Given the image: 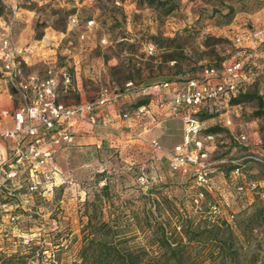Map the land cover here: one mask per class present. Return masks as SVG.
<instances>
[{
	"label": "rangeland",
	"instance_id": "rangeland-1",
	"mask_svg": "<svg viewBox=\"0 0 264 264\" xmlns=\"http://www.w3.org/2000/svg\"><path fill=\"white\" fill-rule=\"evenodd\" d=\"M172 3L166 13L169 5L140 0H0V28L10 24L17 45L35 44L46 31L60 37L51 44L36 43L33 51L19 57L21 78L32 73L45 78L52 69L63 104L89 101L103 89L115 96L99 109L102 126L85 121L73 129L71 144L54 148L48 164L29 171L24 161L16 165L13 178H3L0 264H39L40 248L56 243L61 248L54 257L45 252L47 258L69 264L86 227L85 202L92 199L102 200L96 214L112 219L119 240L134 252L146 248L149 257L154 255L155 239L147 236L164 229L169 242L185 244L197 264H264V164L249 161L233 173L225 163L243 162L253 152L264 159V41L258 33L264 27V0ZM229 7L231 14L226 15ZM152 36L174 41L149 54L145 45ZM242 48L249 55L250 73L241 90L256 93L261 104L256 99L238 104L220 99L206 106L214 116L203 120V129L224 130L215 140H203L205 156L200 161L207 183L200 185L192 170L198 166L189 164L186 174L173 172L166 153L145 141L154 138L171 148L181 137L180 121L167 117L169 130L156 123L144 131L145 118L119 116L132 114L135 102L145 96L137 93L139 86L162 76L199 74L208 65L239 58ZM167 52H174L176 61L162 60ZM63 71L70 75L68 83L62 81ZM129 80L132 85L126 86ZM158 98L166 101L168 95ZM12 100L19 103L16 95ZM4 107L0 102V111ZM121 121L128 124L122 132L115 127ZM10 153V159L0 163L3 176L11 170ZM105 184L107 195L101 191ZM215 203L220 213L214 217L210 206Z\"/></svg>",
	"mask_w": 264,
	"mask_h": 264
},
{
	"label": "built area",
	"instance_id": "built-area-1",
	"mask_svg": "<svg viewBox=\"0 0 264 264\" xmlns=\"http://www.w3.org/2000/svg\"><path fill=\"white\" fill-rule=\"evenodd\" d=\"M258 33L264 39V27ZM236 41L239 42L240 38L237 37ZM35 48L36 43L17 45L10 35V24H4L0 28V86L3 83L6 93L19 97V104L12 112L8 109L0 111L1 116L11 115L13 119L11 128L0 129V138L15 143L13 163L9 165L11 170L3 172L4 176L0 174V187L4 177L13 178L16 175V165L27 161L31 167L44 166L53 159L55 147L71 144L74 140L73 121L84 119L93 126H102L105 119H100L99 109L115 97L111 91L103 89L94 101L81 106H67L61 103L56 88L57 76L52 73V69L48 70V76L45 78H38L35 74L21 78L18 59ZM145 50L149 54L155 51L152 44H146ZM237 54L240 55L239 58H232L229 62L223 61L219 67L204 68L196 78L187 81L154 82L139 88L137 93L145 95L148 102L134 109L132 114L123 112L119 116L123 120L131 119L133 114L141 119L145 118L142 126L144 131H148L159 122L158 110L164 109L166 103L168 114L179 118L183 128L182 143L165 152L169 168L186 174L189 164L198 166L195 178L200 185L207 183L206 173L201 170L204 165L200 161V158L205 156L201 151L203 140H214V135L200 137L203 121L198 119L197 113L210 103L229 99L242 91V85L248 76L245 64L249 55L244 48L238 50ZM61 76L64 83L69 82L68 73L63 71ZM125 85L131 86L132 82ZM161 94H167L168 100L159 99ZM128 133L136 138L140 137V134L134 131ZM25 139L28 142L26 145ZM45 142L49 145L45 146ZM146 142L154 150H162L156 139L150 138ZM191 147L196 151L190 150ZM244 159L246 162L256 161L264 164V159L254 153L247 154ZM229 162L236 166L231 171L233 173H238L246 163L239 162V159H231ZM1 171L3 170L0 167V173ZM210 212L214 217L219 215V206L212 204Z\"/></svg>",
	"mask_w": 264,
	"mask_h": 264
},
{
	"label": "trees",
	"instance_id": "trees-1",
	"mask_svg": "<svg viewBox=\"0 0 264 264\" xmlns=\"http://www.w3.org/2000/svg\"><path fill=\"white\" fill-rule=\"evenodd\" d=\"M141 2H147L149 5H154L156 7H169L166 9V13H169L173 8V0H140ZM232 8L229 7L226 15L231 14ZM229 20H227L228 22ZM152 40H149L146 44H152L154 47V52L160 49L164 43H171L174 41V38H158L156 36L151 37ZM260 41H264V39H260ZM162 60L164 61H176L177 55L174 52H167L161 54ZM221 62L218 65H208L206 67L214 66L219 67ZM205 67V68H206ZM245 69L247 75L250 73V68H248L245 64ZM202 71V70H201ZM200 71V72H201ZM198 74H192L190 76H177V77H164L155 82H173V81H187L192 78H196ZM128 82H131L130 80ZM154 82L145 83L141 87H146ZM138 88V89H139ZM134 87H130L128 90H134ZM137 89V90H138ZM124 92V90H122ZM252 99H256V101L261 104V98L254 92H239L236 96L229 98L230 104H238L244 101H250ZM148 102L147 97L143 96L139 98L135 104L134 108L136 109L142 104H146ZM207 107H204L197 113V117L199 120L203 121L207 117L214 116V112H206ZM205 109V110H204ZM224 130L220 126H212L207 129H202L200 132V137H204L207 134L214 135V140L217 137L219 131ZM255 153V152H253ZM250 154V153H248ZM247 155V154H246ZM167 157V156H166ZM247 160L243 161L245 163ZM13 163V160H12ZM169 163V160H168ZM224 163V162H221ZM228 163V167L230 171H232L236 166L231 162ZM17 172L18 168L15 167ZM31 166H29V171H31ZM193 174H196V169H192ZM191 171V168H188L187 173ZM176 173H181L180 170L173 171ZM182 174V173H181ZM101 191L106 195L108 193V184H105L101 187ZM99 199V198H98ZM102 202V200H87L85 202V213H86V222H85V230H83L80 239V245L75 251V255L72 261L69 264H197L191 258V252L188 247L184 244H180L175 242H169V238L166 235L164 229L160 231H151L147 237L154 238V244L156 250H152L151 255L149 257L150 252L146 250V248H141L139 251L134 252L130 248L125 247V243L120 241V236L114 230L112 219H102L96 213L99 205L97 203ZM91 206V207H90ZM91 211H89L88 208ZM148 216V214H146ZM146 217V216H145ZM149 217L146 218L147 221ZM120 239V240H119ZM55 247H42L39 250V264H57V260H55L54 252L59 251L58 247L61 248L60 243L54 244ZM57 247V248H56ZM52 256L47 258V254ZM149 253V254H148ZM146 258V260H145ZM148 259V260H147ZM152 259V260H151ZM49 261V262H47Z\"/></svg>",
	"mask_w": 264,
	"mask_h": 264
},
{
	"label": "crops",
	"instance_id": "crops-1",
	"mask_svg": "<svg viewBox=\"0 0 264 264\" xmlns=\"http://www.w3.org/2000/svg\"><path fill=\"white\" fill-rule=\"evenodd\" d=\"M263 15H264V13H263ZM22 35H23V38H24L23 40H27V35L28 34L23 31L22 32ZM58 38H60V37L57 36V34L55 33V31H46L45 34H44V36L42 37V39L39 40V41H37L36 43H39V44L41 43V45L48 44V43L51 44V42H55ZM18 41H21V40H18ZM40 46H38L37 48H39ZM23 60L27 63V58L23 57ZM32 74H35V73H32ZM124 97H126V96H124ZM1 98H3V99H1ZM96 98H92L89 101H81V102H79L77 104H70V105L69 104H65V105H67V106H81V105H83L86 102L94 101ZM0 100H1L0 101L1 103H4L5 102V107L3 109H8L10 112H12L18 106V104H19L18 102L17 103H14L13 100H12V96H10L8 93H6V87H5L4 84L0 86ZM166 108H167V104L165 103L164 109H162L160 112H158L159 113L158 127L161 128V129H163V130H166L167 131L168 127H167V124L164 123V121L166 120L164 118L171 117V119L178 120L181 123V137L180 138L178 137V141L179 142L178 143H175L169 149H165L163 146L160 145L161 148H162V151H164V152H166L168 150H171L176 145L181 144L182 143V136H183V128H182V122H181V120L179 118H177V117L170 116L168 114ZM85 121L86 120H84V119H80V120L73 121L72 122V129H74V130L77 129L78 130L83 123H86ZM118 124H120L121 126H118V127L115 126V127L118 130H120V132H122V130H123L122 127L128 125L124 121H121V123H116V125H118ZM12 126H13V119H12V116L11 115H8L7 117H4V116H1L0 115V129H2V128H11ZM146 140H148V139H145V141ZM14 145H15V143L12 140H8V139L3 140V139H0V163L2 161H5V162H6V160L8 161V158L10 157V154H11L10 152L14 150ZM167 158H168V156H167Z\"/></svg>",
	"mask_w": 264,
	"mask_h": 264
}]
</instances>
